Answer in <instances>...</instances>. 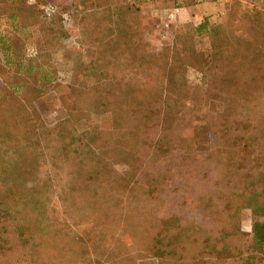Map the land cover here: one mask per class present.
I'll return each mask as SVG.
<instances>
[{
	"label": "trees",
	"instance_id": "obj_1",
	"mask_svg": "<svg viewBox=\"0 0 264 264\" xmlns=\"http://www.w3.org/2000/svg\"><path fill=\"white\" fill-rule=\"evenodd\" d=\"M29 1L0 4V264H95L106 254L109 264L118 230L123 255L138 250L134 264H264V0H234L225 17L180 27L159 51L147 39L152 22L143 25L150 0ZM65 17L80 51L67 46ZM30 27L39 30L31 56L20 36ZM58 66L71 74L66 85ZM45 97L65 113L54 126L39 113ZM209 168L215 187L237 190L195 197L190 187ZM137 180L153 193L187 187L181 204L195 216L127 214L122 198L134 202Z\"/></svg>",
	"mask_w": 264,
	"mask_h": 264
},
{
	"label": "rangeland",
	"instance_id": "obj_2",
	"mask_svg": "<svg viewBox=\"0 0 264 264\" xmlns=\"http://www.w3.org/2000/svg\"><path fill=\"white\" fill-rule=\"evenodd\" d=\"M71 3L78 4L79 0H69ZM234 0H224V7L227 8V6L232 5V2ZM243 3V5L246 8H251L252 0H239ZM180 2H185V0H150L148 1L147 8L145 9V13L143 15V25H148V22L151 21V26H149V30H147V39L152 45L153 49H156L159 51L165 46H172L176 41L177 36V29L184 26H190V24H180L176 21L169 22V13L176 7L179 6ZM10 0H0V4L2 6H9ZM29 4H33V0L29 1ZM53 4H45L41 7V10L43 12L46 11L47 7L53 8ZM55 7V6H54ZM56 10V8H55ZM224 13V17H225ZM224 21V20H223ZM169 24V26H166V24ZM65 29H68L71 33L70 38L67 40V46L71 50H77L80 51L81 47L79 43L77 42L78 33L73 28V22L68 18L65 17L64 23H63ZM20 36L26 40H28L27 45V53L29 56L34 55L32 54V47H34L32 44H30V41L33 39H36L39 36V30L37 27H30L26 28L20 33ZM198 49L199 50H205L208 44V38H198ZM53 59L55 60L56 64H61L63 61V54L57 53L54 55ZM57 64V65H58ZM60 74L58 76L59 83H62L63 85H66L69 83L71 74L69 72H66L67 70L62 69L63 67H59ZM189 81L192 85H198L200 83L202 76L200 73H198L196 70L191 69L188 73ZM53 93V92H51ZM52 96L58 98L56 93H53ZM51 99H48V97H45L44 99H41L38 102V109L39 113L41 115L42 120L46 125L54 126L58 122H60L63 117L65 116L64 111L62 110V106L59 104H56L54 101H50ZM59 101V99H58ZM78 128L80 131H83L86 129L84 123L78 124ZM116 170L120 173L125 172L128 168L124 163H120L115 166ZM213 168V167H212ZM212 168H209L207 173H209L210 177L207 180L204 175L200 177V179L194 180V187H190V189L194 190L193 194L195 197H206L211 196L214 192L217 191L218 188L221 189H227L231 190L232 192L234 190H237V187H215L214 186V177H215V170L213 171ZM213 175V176H212ZM205 178V179H203ZM217 178V177H216ZM137 180V184L134 187H132V190H135L136 192H133L135 195H133L132 200L134 201L132 204H130V198L127 194H125V198H122L125 203L126 207V213L134 216L136 218H140L139 220H144L147 215V211L150 209L152 210L154 208L156 213H162V215H165L166 212L174 208V211H178V214L182 215L185 218L195 216L196 212H191L190 209H187L186 207H183L181 203L184 202V199H182V192L185 191L184 188L187 187H167L164 188L160 193H153L154 189L157 187H147L144 185L143 181ZM174 188L176 191L172 192L171 189ZM178 190V191H177ZM151 192V193H150ZM128 197L129 199H127ZM201 199V198H200ZM58 207V206H57ZM179 209V210H177ZM154 212V213H155ZM64 222H67L66 220H63V218H60L59 221H57L56 227L58 229L65 228ZM68 223V222H67ZM251 223H252V216L250 211H245L243 213L242 218V229L245 233H250L251 231ZM69 225V224H66ZM121 231L118 230L114 233L113 236H111V240L108 241L109 250L111 251V254H113V261L110 260L109 264H134V260L137 258L138 250H134V247L131 246L129 248L130 254H128V257H125L123 254L126 253V247H122V243H125L127 238L125 236H120ZM140 238V237H139ZM138 240V239H137ZM143 240V239H142ZM141 240V241H142ZM140 241V242H141ZM117 242V248L115 247V243ZM105 253V252H103ZM119 255L123 257V261L119 260ZM107 256H103L102 259H100L99 262L95 261V264H107ZM141 258V257H139ZM137 260L136 264H151L152 261L147 260L145 262H141L142 260ZM94 262V260H93Z\"/></svg>",
	"mask_w": 264,
	"mask_h": 264
},
{
	"label": "crops",
	"instance_id": "obj_3",
	"mask_svg": "<svg viewBox=\"0 0 264 264\" xmlns=\"http://www.w3.org/2000/svg\"><path fill=\"white\" fill-rule=\"evenodd\" d=\"M213 1V0H212ZM200 3L197 0L180 2L176 22L180 24L200 25L205 19L216 22L225 13L224 1Z\"/></svg>",
	"mask_w": 264,
	"mask_h": 264
},
{
	"label": "built area",
	"instance_id": "obj_4",
	"mask_svg": "<svg viewBox=\"0 0 264 264\" xmlns=\"http://www.w3.org/2000/svg\"><path fill=\"white\" fill-rule=\"evenodd\" d=\"M201 1H210V0H201ZM213 1H218V0H213ZM219 1H222V0H219ZM223 1H224V0H223ZM52 11H53L52 8H50V7H47V8H46V12H47L48 16H51ZM178 12H179V9H178V8H174V9L169 13V15H168V16H169V19H170L169 22H173V21L176 20V17H177ZM169 24H170V23L166 24V26H169Z\"/></svg>",
	"mask_w": 264,
	"mask_h": 264
}]
</instances>
